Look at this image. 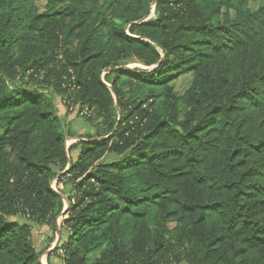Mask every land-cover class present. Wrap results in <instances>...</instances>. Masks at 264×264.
Returning a JSON list of instances; mask_svg holds the SVG:
<instances>
[{
	"label": "trees",
	"instance_id": "obj_1",
	"mask_svg": "<svg viewBox=\"0 0 264 264\" xmlns=\"http://www.w3.org/2000/svg\"><path fill=\"white\" fill-rule=\"evenodd\" d=\"M58 219L61 264H264V0H0V264Z\"/></svg>",
	"mask_w": 264,
	"mask_h": 264
},
{
	"label": "rangeland",
	"instance_id": "obj_2",
	"mask_svg": "<svg viewBox=\"0 0 264 264\" xmlns=\"http://www.w3.org/2000/svg\"><path fill=\"white\" fill-rule=\"evenodd\" d=\"M44 0H38V5L42 6ZM89 9L88 6H82ZM250 7H255V5L250 4ZM90 13L95 20H99L101 15L96 13L94 10H90ZM153 14L151 15V17ZM135 65L129 66L133 68ZM65 80V78H64ZM190 79L187 76H184L178 79L175 82V88L178 93H182L189 84ZM55 103L57 106V115L64 121V132L66 136L73 135L75 138L68 139L65 141L66 149L71 145L75 144L78 141V137H94L95 129L94 123L88 118L80 116V113L77 111V107L73 110H69L64 107V104L60 97L55 96ZM73 160L77 157V152L72 151L69 155ZM54 190H61V186H56V180L52 183ZM59 224L60 219L56 222L55 229L49 226H31V238L35 250L40 253V262L42 264H61L60 260L57 258V254H51L54 247L56 246L59 240ZM170 230L173 229L174 224H168ZM168 239V238H167ZM99 252L93 253L91 259L98 257Z\"/></svg>",
	"mask_w": 264,
	"mask_h": 264
},
{
	"label": "built area",
	"instance_id": "obj_3",
	"mask_svg": "<svg viewBox=\"0 0 264 264\" xmlns=\"http://www.w3.org/2000/svg\"><path fill=\"white\" fill-rule=\"evenodd\" d=\"M90 114H91V112H90V110L88 109V108H83L82 110H81V112H80V115L81 116H90Z\"/></svg>",
	"mask_w": 264,
	"mask_h": 264
},
{
	"label": "water",
	"instance_id": "obj_4",
	"mask_svg": "<svg viewBox=\"0 0 264 264\" xmlns=\"http://www.w3.org/2000/svg\"><path fill=\"white\" fill-rule=\"evenodd\" d=\"M153 5H155V0H153ZM69 167H70V162H69ZM65 204H66V208H67V199L64 198Z\"/></svg>",
	"mask_w": 264,
	"mask_h": 264
}]
</instances>
